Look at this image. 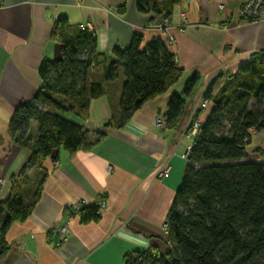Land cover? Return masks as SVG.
Wrapping results in <instances>:
<instances>
[{"label":"crops","instance_id":"1","mask_svg":"<svg viewBox=\"0 0 264 264\" xmlns=\"http://www.w3.org/2000/svg\"><path fill=\"white\" fill-rule=\"evenodd\" d=\"M156 3L157 0H149ZM137 0H1L0 2V202L10 194V180L27 163L28 149L14 144L8 134L14 109L31 102L41 87L38 74L44 60L58 61L60 45L50 39L53 22L64 17L73 27L90 25L97 50L111 56L114 48L126 49L133 35L145 45L162 40L164 16L139 13ZM244 0H179L167 19L175 43L165 44L183 77L168 92L146 103L121 129H112L94 146L74 155L60 153L39 202L24 223L12 225L6 235V264H122L125 254L155 250L164 253V222L187 164L183 154L190 141L183 136L207 86L219 74H235L251 56L264 51V17L240 20ZM224 9L219 10L218 6ZM181 15L186 21L183 22ZM186 27V28H185ZM185 28V30H184ZM193 75L200 77L196 97L187 102L179 123L158 129L155 119L164 116L173 95L180 96ZM123 76L105 83L104 93L90 102L86 116L67 118L95 133L119 114ZM198 99L196 100V98ZM208 111L199 119L204 120ZM37 124L31 123L34 137ZM245 161L264 164V132H250ZM169 175L157 180L158 171ZM106 201L97 223L82 225L68 218L66 209ZM70 234L61 241L60 229ZM5 257V258H6Z\"/></svg>","mask_w":264,"mask_h":264},{"label":"trees","instance_id":"2","mask_svg":"<svg viewBox=\"0 0 264 264\" xmlns=\"http://www.w3.org/2000/svg\"><path fill=\"white\" fill-rule=\"evenodd\" d=\"M178 1L137 0L136 9L168 19ZM50 39L60 45L61 58L40 63L41 87L31 102L14 109L9 121L11 141L28 149L30 157L11 178L9 197L0 202V261L9 252L8 231L24 223L40 200L49 175L44 162L55 169L61 152L74 155L99 143L108 131L123 128L184 74L159 39L143 45L136 34L128 48H114L106 56L98 52L93 32L71 26L64 17L53 22ZM121 75L118 117L88 143L84 127L67 116H86L90 102L103 95V85L116 83ZM199 83L193 75L182 94L171 97L166 127L179 123ZM201 100L207 108L198 117L203 111L208 115L200 119V134L164 222L167 248L164 253H127L122 264H264V164L245 161L250 132H264V51L253 54L235 74L217 75ZM32 122L37 124L34 137ZM64 215L88 225L100 221L101 210L98 203L80 204L77 213L70 208Z\"/></svg>","mask_w":264,"mask_h":264},{"label":"built area","instance_id":"3","mask_svg":"<svg viewBox=\"0 0 264 264\" xmlns=\"http://www.w3.org/2000/svg\"><path fill=\"white\" fill-rule=\"evenodd\" d=\"M0 2H1V0H0ZM218 8L220 10H223L224 7L222 5H220ZM238 16L240 19H245L247 21H254V20H257V19L264 17V0H244L243 4L240 7V10L238 12ZM181 17H182V19L185 18L184 15H181ZM164 25H165V27L161 30V35H162V32H164V33H166L167 37L165 38L162 36L161 41H163L165 44H167V43L172 42L174 39H173L172 35L170 34L169 20L165 19ZM79 28L81 30H88L89 31L90 25L81 24V25H79ZM206 108H207V104L205 102H202V100H201V102L199 103V106L197 108V111L205 110ZM155 126L158 129H164L166 127L165 117L164 116H158L155 119ZM200 128H201V121H200L198 115L196 114V112H194L190 118V121H189L187 128L185 129V131L183 133V136L190 141L189 145H187V147L185 148V151L183 154L184 159H187L193 142L199 136ZM168 175H169V169L166 167V168L160 170L156 174V179L157 180H163V179L167 178ZM98 205H99L101 211L106 208V202L105 201L98 202ZM79 209H80V204H76L72 207V211L74 213H77ZM163 229H164V231H166L165 226L163 227ZM60 234L63 236V238H65L68 235V231L66 229V226L62 227L60 229Z\"/></svg>","mask_w":264,"mask_h":264},{"label":"rangeland","instance_id":"4","mask_svg":"<svg viewBox=\"0 0 264 264\" xmlns=\"http://www.w3.org/2000/svg\"><path fill=\"white\" fill-rule=\"evenodd\" d=\"M220 6V5H219ZM218 6V7H219ZM223 6V5H222ZM219 9V8H218ZM224 9V8H223ZM220 10V9H219ZM240 10V9H239ZM240 19V18H239ZM240 20H245V19H240ZM186 21V18H183V22H185ZM245 21H247V20H245ZM186 28V27H185ZM185 28H184V30H185ZM162 36L163 37H167V35H166V33H164V32H162ZM172 37H173V41L172 42H170V43H167V44H170V45H172V44H174L175 43V37L172 35ZM198 89V88H197ZM194 97H196V91H195V93H194V95H193V98ZM198 99V97L196 98V100ZM253 105H254V102L252 101L251 103H250V108H252L253 107ZM166 128V127H165ZM100 201H104L103 199L102 200H100ZM99 201V202H100ZM106 202V201H105ZM66 229H67V231H68V235L70 234V231H69V229H68V227L66 226ZM60 231V230H59ZM67 235V236H68ZM66 236V237H67ZM66 237L65 238H63V236L61 235V241H65L66 240ZM63 239V240H62Z\"/></svg>","mask_w":264,"mask_h":264},{"label":"water","instance_id":"5","mask_svg":"<svg viewBox=\"0 0 264 264\" xmlns=\"http://www.w3.org/2000/svg\"><path fill=\"white\" fill-rule=\"evenodd\" d=\"M7 257L0 261V264H6Z\"/></svg>","mask_w":264,"mask_h":264},{"label":"bare ground","instance_id":"6","mask_svg":"<svg viewBox=\"0 0 264 264\" xmlns=\"http://www.w3.org/2000/svg\"><path fill=\"white\" fill-rule=\"evenodd\" d=\"M158 172H159V171H158ZM158 172H157V173H158Z\"/></svg>","mask_w":264,"mask_h":264}]
</instances>
